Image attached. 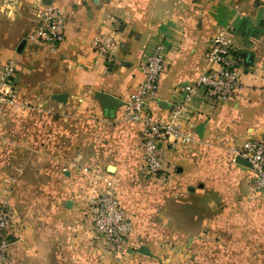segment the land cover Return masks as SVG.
Here are the masks:
<instances>
[{"label":"crops","instance_id":"obj_1","mask_svg":"<svg viewBox=\"0 0 264 264\" xmlns=\"http://www.w3.org/2000/svg\"><path fill=\"white\" fill-rule=\"evenodd\" d=\"M45 2L65 16V40L54 47L26 39L38 20L32 0L12 10L0 0V74L15 61L25 105L0 104V188L5 176L16 178L5 264H117L92 229L85 166L115 182L132 223L120 264H264V194L252 196L251 166L233 156L248 138L264 142V0ZM219 28H232L243 88L222 102L196 96L184 118L196 142L163 144L164 167L152 174L141 159V124L125 119L124 106L107 115L95 93L126 102L143 79L144 55L163 40L168 64L148 106L168 119L183 100L178 86L207 68ZM96 32L115 34L110 65L92 48ZM64 92L66 101L55 98ZM142 245L153 255L136 251Z\"/></svg>","mask_w":264,"mask_h":264},{"label":"built area","instance_id":"obj_2","mask_svg":"<svg viewBox=\"0 0 264 264\" xmlns=\"http://www.w3.org/2000/svg\"><path fill=\"white\" fill-rule=\"evenodd\" d=\"M6 8L12 10L19 0H1ZM37 8L36 25L26 35V39L54 47L65 40V16L59 6L48 4L45 0H32ZM232 28H219L207 50V68L192 82L178 86L183 100L177 102L168 119L155 116L149 103L158 98L162 73L168 60V47L163 40L156 42L141 61L143 79L124 105V117L127 121L141 124V159L145 169L159 173L164 167L161 146L172 148L191 146L197 140L193 127H187L184 118L194 98L199 95L216 102L229 100L237 96L242 88V59L231 45L229 32ZM115 34L96 32L92 39V48L96 55L107 65L115 61L117 47ZM16 63L9 60L0 74V104L8 103L16 110L24 108L16 99L14 81ZM1 109V105H0ZM234 159L247 160L252 170L251 193L257 197L264 194V142L257 138H248L233 149ZM81 171L89 175L91 192L86 198V209L92 229L108 244L111 259L120 264L128 255L127 239L133 230L126 208L119 201L115 182L105 175L95 173L90 167ZM16 178L7 175L0 188V264H5L11 245L9 232L15 226V210L9 196Z\"/></svg>","mask_w":264,"mask_h":264},{"label":"water","instance_id":"obj_3","mask_svg":"<svg viewBox=\"0 0 264 264\" xmlns=\"http://www.w3.org/2000/svg\"><path fill=\"white\" fill-rule=\"evenodd\" d=\"M24 44H25V42H23L22 47L24 46ZM244 56L247 57V54H244ZM55 98L57 100H60V101H66L67 93L64 92L61 94H56ZM95 98L100 101L101 106L107 115L113 114L121 106L125 105V102L123 100H121L118 96H116L112 93H109V92L97 91L95 93ZM203 128H204L203 124H200L197 127L196 131L199 135L203 134ZM237 161L240 163L246 164V165H250L249 162L243 158H238ZM69 205H70V203H69ZM136 251L141 252V253L146 254V255H153L152 252L150 251V248L146 245L140 246L138 249H136Z\"/></svg>","mask_w":264,"mask_h":264}]
</instances>
